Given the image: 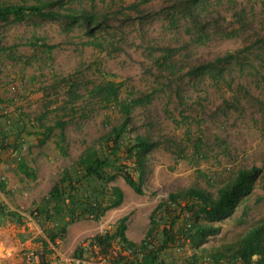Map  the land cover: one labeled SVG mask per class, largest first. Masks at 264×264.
Returning a JSON list of instances; mask_svg holds the SVG:
<instances>
[{"label": "rangeland", "instance_id": "374dc122", "mask_svg": "<svg viewBox=\"0 0 264 264\" xmlns=\"http://www.w3.org/2000/svg\"><path fill=\"white\" fill-rule=\"evenodd\" d=\"M43 1H58L54 10H90L92 5L90 0ZM140 1L95 0V9L107 15L95 34L99 46L79 24L63 18L33 16L21 22L12 18L0 22L4 110L12 116L27 114L33 120L46 114L44 120L49 125L58 119L67 122L68 157L55 148L58 130L45 144L31 142L23 149L34 180L16 174L13 165H0V180L14 195L17 208L30 210L32 202L45 197L60 171L105 131L108 118L116 121L112 112L86 102L87 91L102 81L101 73L115 75L122 84V97L151 96L148 104L134 110L132 119L134 134L147 135L158 143L149 155L143 194H135L117 177L113 185L122 190V204L108 210L100 222H86L74 243L64 241L67 255L77 243L123 216H128L130 229L136 222L144 225L149 210L171 192L192 186L214 192L240 168L256 166L261 173L231 217L221 221L198 217L200 223L219 227L217 234L206 239L204 249H224L264 219L262 0H205L201 6L202 37L195 29L197 21L181 23L177 29L168 26L162 10L169 0ZM35 3L37 0H0V5ZM165 50L172 54L161 65ZM227 54L232 55L230 59L215 63ZM210 63H215L214 68L200 70ZM181 246L174 252L183 253Z\"/></svg>", "mask_w": 264, "mask_h": 264}, {"label": "trees", "instance_id": "16d2710c", "mask_svg": "<svg viewBox=\"0 0 264 264\" xmlns=\"http://www.w3.org/2000/svg\"><path fill=\"white\" fill-rule=\"evenodd\" d=\"M67 1L73 3L76 0ZM150 1L141 0L140 3ZM204 1L169 0V4L162 10L168 26L177 29L181 23L187 25L189 21H197L195 29L200 37L205 35L200 23ZM94 2L95 0H90V10L82 7L54 10L52 6L58 1L43 0H37L32 5H0V22L9 18L14 22H21L26 17L33 16L49 20L63 18L79 24L87 36L95 39L93 44L99 46L95 34L106 23L107 15L96 10ZM262 4L264 5V0ZM137 6L132 5L133 8ZM171 54V50H165L161 65H165ZM231 56L227 54L217 58L215 63L227 61ZM215 63L202 66L200 70H211ZM101 74L102 81L87 91L86 102L95 109L112 112L117 119L112 123L109 117L104 125L105 131L87 144L60 171L45 197L32 202L28 215L40 227L42 236L37 239L41 247L38 252L39 260L31 264H47L58 243L66 239L71 224L81 220L99 222L109 209L122 203V190L113 185L117 177H121L135 194L142 195L144 192L149 155L158 143L147 135L134 134L132 119L134 110L148 104L151 96L122 97V84L116 80L115 75ZM70 91L69 96L72 98L73 87ZM5 103L0 97V165H13L12 170L16 174L34 180L35 173L23 157V149L27 144L31 145V142L37 146L45 144L55 130H58L54 140L55 148L61 156L68 157L65 133L67 122L58 119L49 125L44 120L46 114H41L34 120L24 113L12 116L4 110ZM260 173L261 169L256 166L240 168L232 172L223 184L216 186L214 192L199 186L171 192L150 212L149 227L141 242L128 240L125 234L128 216H123L111 227L79 242L71 256L80 260L99 258L105 264H172L163 255L176 251L183 242H188L201 249L200 255L213 264H222V260L264 264V219L250 226L226 248L207 250L201 245L209 236L217 234L219 227L197 220L199 216L210 221L231 217L241 198L252 191ZM0 193L7 202H14L12 192L7 189L3 180H0ZM5 221L21 224L22 215L17 209H9L1 200L0 222ZM22 264L28 263L23 261Z\"/></svg>", "mask_w": 264, "mask_h": 264}, {"label": "crops", "instance_id": "0c3cea01", "mask_svg": "<svg viewBox=\"0 0 264 264\" xmlns=\"http://www.w3.org/2000/svg\"><path fill=\"white\" fill-rule=\"evenodd\" d=\"M1 200L8 205L9 209H17V211L22 215V223H15L13 221L0 222V264H22L24 261V255L26 253H38L40 251L41 247L39 242H37V239L42 236V231L40 227L30 218V216L28 215V210H25V208H22V206H19V208L16 207V199H13V203H9L0 193V201ZM153 208H151L147 213L144 225H140L136 222L130 229L127 220L125 234L128 240L134 243H139L143 240L149 227V214ZM86 222L92 223L94 221L81 220L71 224L68 227L67 236L64 241L66 243H74V241L79 238V236L84 232V226H86ZM102 230L103 229H99V232H101ZM64 241L58 243L57 247H55L53 251V254L49 256L48 261H54L58 264L62 260L72 257V253L70 255H67L66 251L63 250ZM201 247H204V244H202ZM181 248L184 249L183 253L178 254L174 251H171L163 255L164 259L168 263L172 264H213L207 258H204L202 255H200L201 253L197 251V249L199 250V248L194 247L191 243L184 242ZM221 263L241 264L239 260L230 262L222 260Z\"/></svg>", "mask_w": 264, "mask_h": 264}, {"label": "built area", "instance_id": "2783aa9c", "mask_svg": "<svg viewBox=\"0 0 264 264\" xmlns=\"http://www.w3.org/2000/svg\"><path fill=\"white\" fill-rule=\"evenodd\" d=\"M14 85H10V89L11 90H14ZM186 217H188V215H186ZM180 248L177 247L176 248V251H179ZM39 260V254L38 253H35V252H29V253H26L24 255V261L28 264H31V263H37ZM47 264H57V262H54V261H48ZM58 264H105V261L104 260H100L99 258L97 260H80V259H75L73 257H69L65 260H62L60 263Z\"/></svg>", "mask_w": 264, "mask_h": 264}, {"label": "water", "instance_id": "95a60500", "mask_svg": "<svg viewBox=\"0 0 264 264\" xmlns=\"http://www.w3.org/2000/svg\"><path fill=\"white\" fill-rule=\"evenodd\" d=\"M254 258L256 257V256H253Z\"/></svg>", "mask_w": 264, "mask_h": 264}]
</instances>
